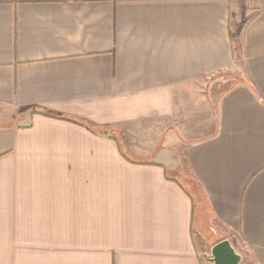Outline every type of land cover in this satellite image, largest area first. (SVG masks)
I'll use <instances>...</instances> for the list:
<instances>
[{
  "label": "crops",
  "instance_id": "1",
  "mask_svg": "<svg viewBox=\"0 0 264 264\" xmlns=\"http://www.w3.org/2000/svg\"><path fill=\"white\" fill-rule=\"evenodd\" d=\"M207 222L264 264V0H0V264H212Z\"/></svg>",
  "mask_w": 264,
  "mask_h": 264
},
{
  "label": "water",
  "instance_id": "2",
  "mask_svg": "<svg viewBox=\"0 0 264 264\" xmlns=\"http://www.w3.org/2000/svg\"><path fill=\"white\" fill-rule=\"evenodd\" d=\"M210 260L213 264H243V255L229 238H223L214 243L210 250Z\"/></svg>",
  "mask_w": 264,
  "mask_h": 264
},
{
  "label": "rangeland",
  "instance_id": "3",
  "mask_svg": "<svg viewBox=\"0 0 264 264\" xmlns=\"http://www.w3.org/2000/svg\"><path fill=\"white\" fill-rule=\"evenodd\" d=\"M122 143V142H121ZM123 144V143H122ZM197 204H198V202H197ZM200 204H201V201L199 202V204H198V206L200 207ZM201 208H199V210H200ZM207 209V208H206ZM205 213H208V211L206 212L205 211ZM198 217L196 218V220H195V222L196 223H198ZM216 228L218 227V226H215ZM206 229H207V235L209 236L208 237V239H207V241H212V240H214V239H218V237H220V234L219 235H217V233H215L214 232V229H213V227H212V225L211 224H209L208 222H207V224H206ZM225 235H228V234H225ZM232 237L231 238H229L231 241H232V243L234 244V245H236V249L240 252V253H242V255H243V258H247L246 259V261L249 263V261L250 262H252L251 260H252V258H251V255H252V252L250 251V249L246 246V247H244L243 246V244H241V243H239L238 242V239L236 238V236H234V235H231ZM211 247H212V245L209 243V242H207V243H205V249H206V252H207V254H205L206 255V258L207 259H209L210 258V250H211ZM213 264V263H212ZM243 264H246L245 263V260L243 259ZM252 264H255V261L253 260V262H252Z\"/></svg>",
  "mask_w": 264,
  "mask_h": 264
},
{
  "label": "trees",
  "instance_id": "4",
  "mask_svg": "<svg viewBox=\"0 0 264 264\" xmlns=\"http://www.w3.org/2000/svg\"><path fill=\"white\" fill-rule=\"evenodd\" d=\"M243 23H244V21H242L241 23H238V24H237V28H236V32H237V33H239V32L241 31V28L243 27ZM233 36L236 37L237 35H236V34H233ZM93 131H94V130H93ZM214 240H215L214 243H216L217 241L221 240V238L214 239ZM246 259H247V258H244L246 264H252V262H250V261H249V263H248V262L246 261Z\"/></svg>",
  "mask_w": 264,
  "mask_h": 264
}]
</instances>
